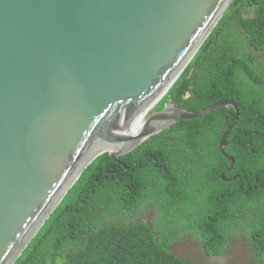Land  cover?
<instances>
[{
    "label": "water",
    "instance_id": "95a60500",
    "mask_svg": "<svg viewBox=\"0 0 264 264\" xmlns=\"http://www.w3.org/2000/svg\"><path fill=\"white\" fill-rule=\"evenodd\" d=\"M232 2L0 0V264L16 262L98 156L179 120L233 107L220 140L233 168L235 99L194 111L170 98L150 114Z\"/></svg>",
    "mask_w": 264,
    "mask_h": 264
},
{
    "label": "trees",
    "instance_id": "16d2710c",
    "mask_svg": "<svg viewBox=\"0 0 264 264\" xmlns=\"http://www.w3.org/2000/svg\"><path fill=\"white\" fill-rule=\"evenodd\" d=\"M264 0H233L194 58L150 111L172 98L194 111L235 99L233 107L179 120L131 152L98 156L14 264H191L170 250L176 229L132 219L156 204L171 224L180 208L207 256L226 254L236 235L253 264H264ZM192 73L190 74V72ZM155 224V225H154Z\"/></svg>",
    "mask_w": 264,
    "mask_h": 264
},
{
    "label": "rangeland",
    "instance_id": "374dc122",
    "mask_svg": "<svg viewBox=\"0 0 264 264\" xmlns=\"http://www.w3.org/2000/svg\"><path fill=\"white\" fill-rule=\"evenodd\" d=\"M249 51L255 55L258 64L262 62L264 67V51H257L253 48H250ZM162 215L158 208L147 207L141 218L148 222L154 217V220H157L156 223L161 227L159 229H176L177 233L175 234L179 236L180 240L172 243L169 248L191 264H253V252L249 243L242 237L236 235L233 237L226 254L210 257L205 254L198 235L188 228L193 217L192 211H185L184 208L183 210L180 208V214L171 224Z\"/></svg>",
    "mask_w": 264,
    "mask_h": 264
},
{
    "label": "flooded vegetation",
    "instance_id": "af4514ba",
    "mask_svg": "<svg viewBox=\"0 0 264 264\" xmlns=\"http://www.w3.org/2000/svg\"><path fill=\"white\" fill-rule=\"evenodd\" d=\"M147 207H151V208H155V209H157L158 208V206L155 204H146V205H141L140 207H138L137 209H136V211L133 213V215H132V219L133 220H136V221H145V222H147L146 220H143L141 217L143 216V214H144V212H145V210H146V208ZM153 220H154V217H152V219L151 220H149L148 222H150L149 224H152V222H153ZM147 222V223H148ZM180 240V238H178V239H174V240H172V243H174V242H177V241H179ZM171 243V244H172Z\"/></svg>",
    "mask_w": 264,
    "mask_h": 264
},
{
    "label": "bare ground",
    "instance_id": "6f19581e",
    "mask_svg": "<svg viewBox=\"0 0 264 264\" xmlns=\"http://www.w3.org/2000/svg\"><path fill=\"white\" fill-rule=\"evenodd\" d=\"M146 115H147V111H145V116H146ZM143 123H144V122H143ZM143 123H142V124H143ZM142 124H140V125H139L138 127H136L134 130L139 129V128L141 127Z\"/></svg>",
    "mask_w": 264,
    "mask_h": 264
}]
</instances>
